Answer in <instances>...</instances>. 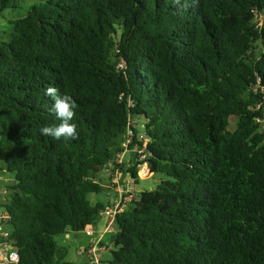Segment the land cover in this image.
Listing matches in <instances>:
<instances>
[{
    "label": "trees",
    "instance_id": "16d2710c",
    "mask_svg": "<svg viewBox=\"0 0 264 264\" xmlns=\"http://www.w3.org/2000/svg\"><path fill=\"white\" fill-rule=\"evenodd\" d=\"M8 28L1 206L18 264H74L55 236L111 206L88 199L103 171L136 180L143 163L161 178L122 195L101 264H264V0H41ZM49 87L76 101L77 138L41 134L59 123Z\"/></svg>",
    "mask_w": 264,
    "mask_h": 264
},
{
    "label": "rangeland",
    "instance_id": "374dc122",
    "mask_svg": "<svg viewBox=\"0 0 264 264\" xmlns=\"http://www.w3.org/2000/svg\"><path fill=\"white\" fill-rule=\"evenodd\" d=\"M41 0H13V2L16 3V7L13 8H7L4 9L2 12H0V38L2 40H7L9 28H8V20L11 19V17H18L22 16L26 13L28 7L32 4L38 3ZM235 124V117L232 116L230 118V125L229 129H233ZM120 136V135H119ZM124 138V137H123ZM129 138V137H128ZM130 139V138H129ZM145 168L140 169L139 172V178L134 180L131 179V177L128 175L129 181L127 182L131 189L133 190V193L136 191H140L143 189H151L153 188L156 183L160 180L161 175L160 174H152L149 170L148 165L145 166ZM102 176L98 177V181L100 184H104V181L107 180V173L105 171L102 172ZM13 180V174L6 171L3 167V163L0 161V205L3 204L6 200V197L8 195V186L12 183ZM123 190V188L121 189ZM122 191L120 194L114 199H118L119 196H122ZM106 192L104 189H101L98 193H90L88 194V199L93 203L98 200H105ZM3 228L10 229V226H4ZM111 232H109V240L111 237ZM87 236V235H86ZM85 238V234H82L80 232H71V236L67 237L64 234L56 235L55 240L59 246L65 247L67 249V255L66 259L72 261L74 264H92L91 260H88V258L85 255L79 256L77 255V249L79 248V240H82ZM80 250V249H79ZM102 260L106 261L110 257V251H102ZM84 259V260H83ZM90 261V262H89Z\"/></svg>",
    "mask_w": 264,
    "mask_h": 264
},
{
    "label": "crops",
    "instance_id": "0c3cea01",
    "mask_svg": "<svg viewBox=\"0 0 264 264\" xmlns=\"http://www.w3.org/2000/svg\"><path fill=\"white\" fill-rule=\"evenodd\" d=\"M120 146L123 148V151L118 152L119 162L123 161L121 163L123 164L128 160V158L126 157L129 156V153H127L125 142H123ZM106 173L108 175L107 180L104 181V184H101L102 189H104L106 192V199L98 200L96 202H93V204L102 203L104 206H107L114 201V199L120 194L121 191L122 194H127V192L130 193V191L132 190V187H130L127 183L129 179L126 173H121V171L117 170L114 171L112 175L110 171H106ZM102 174L103 173H101L98 177H101ZM122 188L123 190H121ZM111 222L112 220L110 216L99 212V214L96 216L94 224L87 226L84 230L78 231L82 234H85V238L78 241L79 248L76 251L77 255H85L88 260H91L94 255H98L100 257V260L102 261L101 252L108 250V247H106L105 244H110L109 232L112 233L113 230V224H111ZM64 235L69 237L71 236V232H67ZM101 243H103V245L99 247V244ZM91 248L93 250H90Z\"/></svg>",
    "mask_w": 264,
    "mask_h": 264
},
{
    "label": "clouds",
    "instance_id": "9594fccd",
    "mask_svg": "<svg viewBox=\"0 0 264 264\" xmlns=\"http://www.w3.org/2000/svg\"><path fill=\"white\" fill-rule=\"evenodd\" d=\"M47 96L52 100L51 112L54 118L59 121L58 124L44 126L40 129L43 136L51 137L54 140H71L78 136L77 125L73 123L76 116V101L67 94H61L59 89L49 87L46 89Z\"/></svg>",
    "mask_w": 264,
    "mask_h": 264
},
{
    "label": "built area",
    "instance_id": "2783aa9c",
    "mask_svg": "<svg viewBox=\"0 0 264 264\" xmlns=\"http://www.w3.org/2000/svg\"><path fill=\"white\" fill-rule=\"evenodd\" d=\"M119 65H122V62L119 63ZM254 91L258 92L262 96V104L258 105L262 106L264 108V84L257 83L255 84ZM131 131H128V136L130 137ZM129 141V138L127 139ZM143 150H140L142 152ZM141 158H145V155L142 154ZM147 166L146 163H143L139 166L138 175L140 172V169L145 168ZM130 193H133V190L130 191ZM133 195H130L132 197ZM122 197L119 196L118 199L114 200L107 209L104 210V214L111 217V220L113 219V216L116 212L121 211L123 209V202ZM129 200V198H126L125 201ZM9 220V213L0 205V264H18L19 262V256L15 249L11 248L12 245L8 242L7 237L9 235V229L3 228L6 226L7 221ZM90 250H93L92 248ZM92 264H101L100 257L98 255H94L92 260Z\"/></svg>",
    "mask_w": 264,
    "mask_h": 264
},
{
    "label": "water",
    "instance_id": "95a60500",
    "mask_svg": "<svg viewBox=\"0 0 264 264\" xmlns=\"http://www.w3.org/2000/svg\"><path fill=\"white\" fill-rule=\"evenodd\" d=\"M11 248H13V249H15V250L17 249V247H16V246H12Z\"/></svg>",
    "mask_w": 264,
    "mask_h": 264
}]
</instances>
